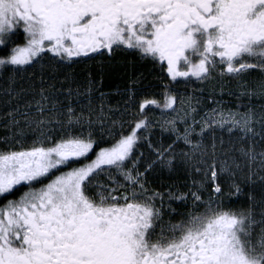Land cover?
<instances>
[{"label": "snow or ice", "instance_id": "obj_1", "mask_svg": "<svg viewBox=\"0 0 264 264\" xmlns=\"http://www.w3.org/2000/svg\"><path fill=\"white\" fill-rule=\"evenodd\" d=\"M0 50L4 94L39 96L34 116L31 103L21 113L31 143L25 128L0 141V197L20 193L0 207V264H264V105L257 111L251 104L264 99V0H0ZM120 51L166 68L171 82L162 102L138 104L126 130L116 121L105 126L101 116L92 120L98 81L90 74L83 92L71 86L72 72L61 81L50 71L45 80L46 59L73 69ZM37 65L39 88L29 78V88L17 91V77ZM251 72L261 74L255 89L245 84L228 92L249 101L235 109L213 98L215 107L197 119L200 96L177 95L193 82L240 80ZM138 94L129 89V100ZM81 96L87 104L77 112L71 101ZM151 107L176 115L151 121L145 112ZM18 112L6 114V127H20ZM154 123L172 143L154 146L143 135ZM141 143L155 159L142 162ZM157 168L203 179H193L187 193L160 192L148 180ZM241 173L253 187L246 206L234 209L224 199L242 193L234 179ZM221 175L233 182L223 185ZM189 200L192 211L178 222L166 219L176 213L174 201Z\"/></svg>", "mask_w": 264, "mask_h": 264}, {"label": "trees", "instance_id": "obj_2", "mask_svg": "<svg viewBox=\"0 0 264 264\" xmlns=\"http://www.w3.org/2000/svg\"><path fill=\"white\" fill-rule=\"evenodd\" d=\"M19 42L23 43L21 39ZM5 53L0 50V56ZM44 77L45 80H48L50 71H55V75L59 80L64 79L65 72H72L75 76V80L72 83L73 88L79 87L81 91H84L86 87L87 81L86 77L90 74L98 84L96 87L98 91H93L91 95L92 101V114L91 118L95 122L98 116H101L103 123L105 126H110L112 121H116L119 125L120 123L124 124L125 130L128 128L129 123L136 117H134L133 113H139L138 104L142 102L144 99H155L157 101L162 102L164 97L163 93L166 91L165 85H169L171 88L170 78L167 75L166 68L161 71L159 65H153L150 60L141 59L138 53H132L130 51H120L117 55L109 60L105 57H97L94 61H89L87 65L81 64L76 66L73 69L66 68H55L50 61L47 59L44 62ZM40 75V67L37 65L35 69L29 68V70L23 74V78L17 77V84L14 85L15 89L19 91L22 87L29 88L31 81L29 78L35 81V86L39 88V77ZM243 82H252L261 79V74L259 72H251L249 74L244 75L241 78ZM133 81H136L133 84ZM150 87H145L149 86ZM198 82L191 83L188 87H180L177 95H190L195 94L200 96L201 98V106L199 109V113L206 109L209 105V100L212 99L213 96L208 95V92L202 91ZM9 87V83L4 77H0V141L3 140L4 137H10L14 132H19L20 128H25V135L28 137V143H31V140L34 139L32 132L30 129H27L24 125V117L21 113L29 111L25 105L31 103L32 109L30 115H35V101L39 99L38 95H34L32 91L22 93L21 97L17 99H12L9 96L4 94V89ZM59 87V85H58ZM65 89L67 85L64 86ZM199 88V89H198ZM129 89L131 91L139 92L135 97V102H131L129 100ZM142 90V91H141ZM231 90V87H230ZM229 90V91H230ZM104 93L103 98L100 97V93ZM234 93V91H231ZM60 100L63 101L65 99L64 95H60ZM214 98H217L215 95ZM222 98L226 101H234V105H247V98L237 99L235 95L231 96L228 94H224ZM72 106L76 108L77 112L81 110V106L87 104V99L83 96L77 97L73 99ZM249 102V101H248ZM261 104H264V100L257 101ZM101 105L103 106V114H101ZM243 108V107H241ZM19 112L16 115V119L21 121L19 128H8L6 125L8 124V118H6V114L8 112H13L16 110ZM127 109V111H126ZM160 111V109L151 107V109H145V112L148 114V119L155 116V112ZM158 113V112H157ZM85 115H88L87 110H85ZM94 131L100 130V125H93ZM87 128L85 127V131ZM115 131H119V128L114 129ZM107 139V137H106ZM172 140L166 141V144H169ZM4 145L0 143V147ZM91 156V154H90ZM94 158V157H93ZM83 163V161L81 162ZM80 163H73L70 167H79ZM70 167L62 168L61 171H69ZM143 168V167H142ZM159 175L157 177L151 178L149 180V185L154 189H158V191L166 192L169 188L179 189L183 188L184 181L182 179L183 174L178 173H161L162 171L156 170V173ZM59 175V172L56 173ZM166 177V178H165ZM47 183V180L44 181ZM153 183V184H151ZM39 187V185H36ZM26 188H21V191H26ZM19 192L16 195H9L6 198L0 197V207H3L4 204L7 203L8 200H15L19 197ZM232 198L225 197L224 202L229 203ZM172 208L176 210L177 215L174 213L172 217L178 216L179 218L188 211L191 210V206L189 203L177 202L174 201L172 203Z\"/></svg>", "mask_w": 264, "mask_h": 264}, {"label": "rangeland", "instance_id": "obj_3", "mask_svg": "<svg viewBox=\"0 0 264 264\" xmlns=\"http://www.w3.org/2000/svg\"><path fill=\"white\" fill-rule=\"evenodd\" d=\"M259 81H260V79H258L257 81H252V82H248V81L247 82L246 81L243 82L242 79H240V80H231V79L225 78L223 81L214 80L211 83H209V82H205V83L198 82V84H199L198 86H199V88L202 91H205V89H206L205 92H208V93L212 89H215V92L217 93L216 94L217 98L212 97V99L214 98L216 100H222L223 103H224V106L226 108L235 109L236 105H234V101H226V100H224L222 98L221 95H219L220 89H221V84L223 86L224 94H228V92L230 90V87H231L230 91H234V93H238L239 91L242 90L241 86L245 85V84L249 88L255 89L256 86H257V83ZM190 95H192V94H190ZM185 96H188V95H185ZM231 96H233V95H231ZM212 99L209 100L210 103H209L208 107H206V109L203 110L199 116H197V119H199L200 116H202L205 111H208V110H210V108L215 107V105L212 104ZM259 100L261 101V100H264V99H262L260 97H255L251 101L252 106L257 111H259L261 109V106L264 105V104H261V103L257 102ZM247 103H249V102L247 101ZM244 110H245L244 108H240V111H244ZM157 112H155V116L150 118L149 120L158 121V120H161V119H169V118H174L175 115H176L175 113H170V112H167V113H162L161 111H157ZM178 127H181V125L178 124ZM143 135H147L149 137V139L152 141L154 146L157 145L158 143H163L165 146H167L168 144H166V141H168L169 139L173 140V137L169 133L161 134L159 126L157 124H155V123L153 124L152 129L150 130V132L149 133H143ZM227 139H228V137L225 136V140H227ZM170 143H172V141ZM179 147L184 149L185 151H187V149L184 148V145L182 143L180 144ZM260 150H261L260 146H258L257 147V151H260ZM139 152L144 153V156L141 158L142 162H147L148 160L155 159L154 154L149 150V148H148L146 143H141L140 148H139ZM139 152L137 153L138 156H139ZM238 162H240L241 165L243 166V164H244L243 158H239ZM157 169L162 171L161 173H169V171L167 169H164V170H161L159 168H157ZM140 170L143 171V168L141 167ZM156 170H155L154 173L149 175L148 180H151V178L157 177L159 175V172L157 174ZM179 172L181 174H183L182 179L184 181L183 183H184L185 186H183V188H179V189H173V190L171 189V191H173L177 195H179L180 193H187L189 191V189L191 188V186H192V180L193 179H195L197 181L203 179L199 175H193V174H190V173L186 174L183 170H181ZM102 178H103V176H102ZM102 178H100L101 181L103 180ZM115 178L120 179L118 176L115 177ZM218 179L225 186L229 185V184H231L233 182V178H231V177H229L227 175H221V176H219ZM234 179H235L236 183H238L240 185V187L242 188L243 191H242V193L239 196H235V195L232 196L231 197L232 200L229 203H226L225 205L226 206H231L232 208L235 209V208H239V207H242V206H246V204H247V194L249 193V191L252 190L253 186L245 181L243 173L238 174ZM151 184H153V183H151ZM150 186H153V185H150ZM193 190H195V189H193ZM256 191L257 192L259 191L258 187H257ZM211 194H212L211 188L208 187V184H205V190L202 191L201 195L203 196V198L205 200H207L209 198V195H211ZM177 202H180V201H177ZM188 203L190 204V200H189ZM192 210L193 209H191L190 211H192Z\"/></svg>", "mask_w": 264, "mask_h": 264}, {"label": "flooded vegetation", "instance_id": "obj_4", "mask_svg": "<svg viewBox=\"0 0 264 264\" xmlns=\"http://www.w3.org/2000/svg\"><path fill=\"white\" fill-rule=\"evenodd\" d=\"M102 178V177H101ZM103 180L102 181H104L105 180V177H103L102 178ZM157 191H158V189H156ZM18 199V198H17ZM166 207H167V205H166ZM192 209V208H191ZM183 216V215H182ZM168 218H171L172 220H173V222H178L181 218H179L178 216H174V217H166V219H168Z\"/></svg>", "mask_w": 264, "mask_h": 264}]
</instances>
